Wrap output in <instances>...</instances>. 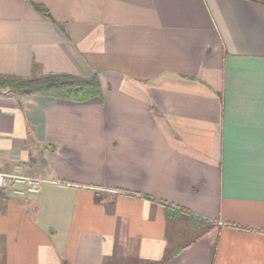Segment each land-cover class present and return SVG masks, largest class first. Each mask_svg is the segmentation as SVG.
Instances as JSON below:
<instances>
[{
  "label": "crops",
  "instance_id": "1",
  "mask_svg": "<svg viewBox=\"0 0 264 264\" xmlns=\"http://www.w3.org/2000/svg\"><path fill=\"white\" fill-rule=\"evenodd\" d=\"M45 74L101 95L0 90V173L42 180L0 264H264V0H0V77Z\"/></svg>",
  "mask_w": 264,
  "mask_h": 264
},
{
  "label": "trees",
  "instance_id": "2",
  "mask_svg": "<svg viewBox=\"0 0 264 264\" xmlns=\"http://www.w3.org/2000/svg\"><path fill=\"white\" fill-rule=\"evenodd\" d=\"M35 10L50 19V15L44 8L36 6ZM0 90L23 96H37L78 104L89 102L101 95L100 83L96 76L82 78L68 74H45L30 79L1 76ZM203 225L202 234L214 227L213 224L206 222Z\"/></svg>",
  "mask_w": 264,
  "mask_h": 264
},
{
  "label": "built area",
  "instance_id": "3",
  "mask_svg": "<svg viewBox=\"0 0 264 264\" xmlns=\"http://www.w3.org/2000/svg\"><path fill=\"white\" fill-rule=\"evenodd\" d=\"M42 180L36 177H25L0 173V194L12 192L18 196L36 195L40 191Z\"/></svg>",
  "mask_w": 264,
  "mask_h": 264
}]
</instances>
